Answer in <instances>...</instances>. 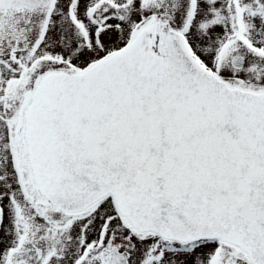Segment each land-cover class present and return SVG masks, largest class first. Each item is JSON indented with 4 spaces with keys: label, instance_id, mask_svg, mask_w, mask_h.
Wrapping results in <instances>:
<instances>
[{
    "label": "snow or ice",
    "instance_id": "snow-or-ice-1",
    "mask_svg": "<svg viewBox=\"0 0 264 264\" xmlns=\"http://www.w3.org/2000/svg\"><path fill=\"white\" fill-rule=\"evenodd\" d=\"M0 264H264V0H0Z\"/></svg>",
    "mask_w": 264,
    "mask_h": 264
}]
</instances>
